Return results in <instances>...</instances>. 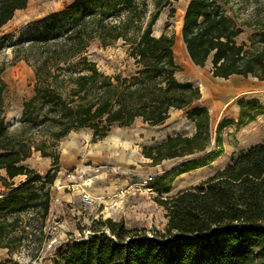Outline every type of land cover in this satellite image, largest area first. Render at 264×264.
Wrapping results in <instances>:
<instances>
[{
    "label": "trees",
    "instance_id": "trees-1",
    "mask_svg": "<svg viewBox=\"0 0 264 264\" xmlns=\"http://www.w3.org/2000/svg\"><path fill=\"white\" fill-rule=\"evenodd\" d=\"M29 1L0 0V30ZM172 1L157 0L144 26L146 0H83L52 18L41 39L24 48L33 58L34 96L23 104L18 133L9 132L0 113V182L7 189L18 177L28 183L0 200V249L12 254L28 242L30 257L39 259L50 237L45 228L56 172L44 178L24 164L37 151L57 167L55 151L72 132L88 129L102 139L113 125L128 127L142 120L159 126L172 111L194 108L195 135L169 138L146 150V158L159 165L197 154L216 155L215 146L210 148L209 111L198 105L200 88L177 78L182 70L175 60V37L153 35L161 11ZM228 6V0L189 2L182 26L188 56L199 68L210 63L214 78L264 82V20L257 11L246 19V13ZM247 29L249 37L240 41ZM95 39L104 47L123 41L134 71L115 76L101 72L85 56ZM4 90L0 81V107ZM239 104L241 122L245 101ZM35 183L38 188L19 194ZM156 202L168 219L162 232L149 234L100 219L93 222L87 240L62 247L52 263L264 264V143L199 185Z\"/></svg>",
    "mask_w": 264,
    "mask_h": 264
},
{
    "label": "rangeland",
    "instance_id": "rangeland-1",
    "mask_svg": "<svg viewBox=\"0 0 264 264\" xmlns=\"http://www.w3.org/2000/svg\"><path fill=\"white\" fill-rule=\"evenodd\" d=\"M80 1L83 0H30L26 9L17 11L0 30V81L5 85L0 113L10 133L20 131L23 104L34 96L33 58L24 48L41 39L52 18L62 16ZM156 1L146 0L144 26L156 11ZM190 1H172L164 8L153 27V35L160 37L167 33L175 37V60L182 70L177 78L200 88L202 100L198 105L209 111L210 148L215 146L212 154L216 155L197 154L165 160L159 165L146 158V150L164 144L169 138L195 135L196 119L191 117L194 108L172 111L170 118L159 126L142 120L128 127L113 125L102 139H96L88 129L72 132L58 144L57 167L52 166L51 158L33 151L24 164L26 167L44 178L56 172L45 228L46 236L50 237L44 241L38 260L30 257L29 243L23 242L12 254L0 249V264H53L62 247L87 240L93 222L100 219L123 222L129 229L149 234L162 232L168 219L157 199H167L199 185L231 165L243 152L264 143V82L253 77L214 78L210 63L199 68L191 62L182 39ZM228 3V10H241L246 19L257 11L264 20V0H228ZM249 35L247 29L240 41L247 40ZM128 50L123 41L104 47L95 39L85 56L108 76L130 75L135 68ZM28 56L30 62L26 61ZM240 100L245 101L241 122ZM27 183L25 177H18L15 186L7 189L0 182V200ZM38 187L35 183L19 194L25 196ZM85 197L89 203L84 202Z\"/></svg>",
    "mask_w": 264,
    "mask_h": 264
},
{
    "label": "built area",
    "instance_id": "built-area-1",
    "mask_svg": "<svg viewBox=\"0 0 264 264\" xmlns=\"http://www.w3.org/2000/svg\"><path fill=\"white\" fill-rule=\"evenodd\" d=\"M89 201H90V200H89L88 197H85V198H84V202L89 203Z\"/></svg>",
    "mask_w": 264,
    "mask_h": 264
},
{
    "label": "bare ground",
    "instance_id": "bare-ground-1",
    "mask_svg": "<svg viewBox=\"0 0 264 264\" xmlns=\"http://www.w3.org/2000/svg\"><path fill=\"white\" fill-rule=\"evenodd\" d=\"M183 44H184V43H183ZM183 44H182V45H183ZM184 48H185V45H184ZM185 51H186V48H185ZM203 90H204V88L202 89V91H203Z\"/></svg>",
    "mask_w": 264,
    "mask_h": 264
},
{
    "label": "water",
    "instance_id": "water-1",
    "mask_svg": "<svg viewBox=\"0 0 264 264\" xmlns=\"http://www.w3.org/2000/svg\"><path fill=\"white\" fill-rule=\"evenodd\" d=\"M187 7H188V5H187ZM187 9V8H186ZM185 45V44H184ZM185 48H186V46H185ZM188 54V53H187ZM192 62V61H191Z\"/></svg>",
    "mask_w": 264,
    "mask_h": 264
}]
</instances>
